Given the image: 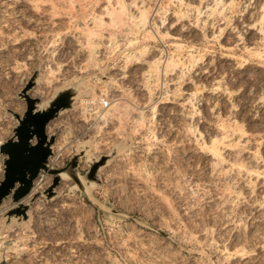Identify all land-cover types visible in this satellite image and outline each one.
<instances>
[{"label": "rangeland", "instance_id": "rangeland-1", "mask_svg": "<svg viewBox=\"0 0 264 264\" xmlns=\"http://www.w3.org/2000/svg\"><path fill=\"white\" fill-rule=\"evenodd\" d=\"M30 83L63 171L0 264H264V0H0V145Z\"/></svg>", "mask_w": 264, "mask_h": 264}, {"label": "water", "instance_id": "water-1", "mask_svg": "<svg viewBox=\"0 0 264 264\" xmlns=\"http://www.w3.org/2000/svg\"><path fill=\"white\" fill-rule=\"evenodd\" d=\"M32 85L33 83H30L23 93L27 103L26 111L22 116L15 114L18 125L14 128L13 136L0 145V153L4 156L0 205L9 197L19 204V207L10 211V215L13 213L26 215L27 205H23L22 201L34 192L36 181L44 180L49 173L56 174L53 184L47 190L48 195L52 196L53 189L61 180L57 174L63 171L53 169L50 164L55 136L49 135L47 127L61 110L70 106L71 94L61 93L48 108L40 111L37 110L39 99L27 93ZM33 140H36L35 144ZM96 167L91 172V177H94Z\"/></svg>", "mask_w": 264, "mask_h": 264}, {"label": "crops", "instance_id": "crops-1", "mask_svg": "<svg viewBox=\"0 0 264 264\" xmlns=\"http://www.w3.org/2000/svg\"><path fill=\"white\" fill-rule=\"evenodd\" d=\"M47 131H48V133H49V125H48V127H47ZM35 143H36V140H33V144H35ZM35 184H37V182H36Z\"/></svg>", "mask_w": 264, "mask_h": 264}, {"label": "bare ground", "instance_id": "bare-ground-1", "mask_svg": "<svg viewBox=\"0 0 264 264\" xmlns=\"http://www.w3.org/2000/svg\"><path fill=\"white\" fill-rule=\"evenodd\" d=\"M45 91V90H44ZM38 182V181H37ZM38 185V184H37ZM38 186H41L40 182H39V185ZM37 187V186H36Z\"/></svg>", "mask_w": 264, "mask_h": 264}]
</instances>
